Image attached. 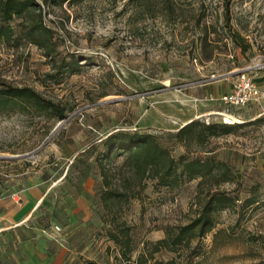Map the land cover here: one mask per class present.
I'll return each instance as SVG.
<instances>
[{"label":"rangeland","instance_id":"1","mask_svg":"<svg viewBox=\"0 0 264 264\" xmlns=\"http://www.w3.org/2000/svg\"><path fill=\"white\" fill-rule=\"evenodd\" d=\"M34 1L0 16L10 27L0 88L29 87L42 102L0 109V197L17 179H63L22 231L0 235V264H16L21 242L54 225L61 264H264V101L227 107L192 96L212 111L194 119L241 127L203 140L164 129L184 117L183 92L233 87L248 66L264 83V0ZM118 130L155 136L176 161L165 183V156L152 171L136 169L130 151L104 155ZM181 155L224 162L227 176L213 167L188 178ZM214 193L230 201L211 211L213 227L177 241Z\"/></svg>","mask_w":264,"mask_h":264},{"label":"trees","instance_id":"2","mask_svg":"<svg viewBox=\"0 0 264 264\" xmlns=\"http://www.w3.org/2000/svg\"><path fill=\"white\" fill-rule=\"evenodd\" d=\"M34 0H0V16L4 20H11L15 16H20L23 12L27 11L31 6H35ZM10 27L0 28V38L3 35H8ZM40 35V34H39ZM245 50L246 47L242 46ZM18 101L31 102L35 106L42 105L40 95L29 87H7L0 88V109L11 107ZM44 107V106H42ZM63 118L62 115L59 116ZM242 123L223 124L219 122H209L205 124L199 119H192L186 124L182 125L175 132L174 136L180 140L184 138L192 137L199 140L206 139L210 136H219L221 134L233 133L237 128L241 127ZM103 145L105 147V154L108 155L114 150H126L129 152V158L135 162V168L138 170H144L146 167H150L152 171L156 170L157 165L161 162V159L166 157L167 168L165 172L160 175L162 183H165L166 176L169 175V171L173 168L176 161L173 158H167L165 149L159 145L155 136L150 133H138V132H123L116 131L109 134L104 140ZM179 162L182 164L183 172L188 178L203 177L209 175L213 167L224 170L223 176L226 177L228 167L224 162H215L214 159H205L202 161L199 158L187 160L183 155L179 157ZM226 201H230V198L221 195L217 196L216 193L211 194L207 201L203 212L196 218L191 224L181 229V232L176 236L177 241L182 238L189 231L198 228V235H204L208 230L213 227L211 211L225 204ZM188 231V232H187ZM112 239L119 241L116 235H112ZM166 239H160L156 242V245H163L166 243ZM128 242H126L127 244Z\"/></svg>","mask_w":264,"mask_h":264},{"label":"crops","instance_id":"3","mask_svg":"<svg viewBox=\"0 0 264 264\" xmlns=\"http://www.w3.org/2000/svg\"><path fill=\"white\" fill-rule=\"evenodd\" d=\"M221 81L218 80L219 86H213L214 82H208L201 84L200 88L195 90V92H183L181 97L182 105L179 109L185 111L184 117L178 120L176 124L167 126L164 129L172 130L175 128V125H177L176 128H179L194 118L210 115L212 111L210 108L204 106L202 101L204 99L192 102V100L187 98H191L192 96L194 98H205L209 94L220 96L231 91L232 87ZM218 82L216 81L215 83ZM256 84L264 90V83L262 84L259 81ZM62 179L58 178L49 183L36 178L17 179L16 189L10 194L0 197V235L16 234L22 231L26 222L34 215L38 208L46 203V201L51 203L48 198L50 197V192ZM93 182L94 180L92 179L87 180V191H91L90 188ZM50 230L52 232L51 228L45 230L38 227L34 236L22 241L19 247L20 253L16 256V264H61V255L65 248L57 239L50 236Z\"/></svg>","mask_w":264,"mask_h":264},{"label":"built area","instance_id":"4","mask_svg":"<svg viewBox=\"0 0 264 264\" xmlns=\"http://www.w3.org/2000/svg\"><path fill=\"white\" fill-rule=\"evenodd\" d=\"M250 68L248 66L241 70L231 91L219 97L209 94L205 99L219 101L227 107H244L252 103L264 101V90L259 88L253 78L248 75ZM60 230L61 228L58 225H54L52 228L53 233H58Z\"/></svg>","mask_w":264,"mask_h":264},{"label":"bare ground","instance_id":"5","mask_svg":"<svg viewBox=\"0 0 264 264\" xmlns=\"http://www.w3.org/2000/svg\"><path fill=\"white\" fill-rule=\"evenodd\" d=\"M226 119H229V117H228V118H226Z\"/></svg>","mask_w":264,"mask_h":264}]
</instances>
